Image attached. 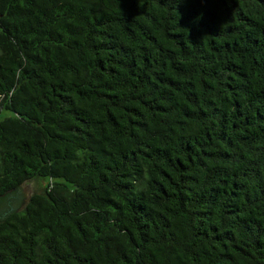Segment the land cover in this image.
<instances>
[{
	"label": "trees",
	"instance_id": "1",
	"mask_svg": "<svg viewBox=\"0 0 264 264\" xmlns=\"http://www.w3.org/2000/svg\"><path fill=\"white\" fill-rule=\"evenodd\" d=\"M0 264H264V0H0Z\"/></svg>",
	"mask_w": 264,
	"mask_h": 264
},
{
	"label": "water",
	"instance_id": "2",
	"mask_svg": "<svg viewBox=\"0 0 264 264\" xmlns=\"http://www.w3.org/2000/svg\"><path fill=\"white\" fill-rule=\"evenodd\" d=\"M31 197V192L24 185L0 196V223L10 220L17 212H22Z\"/></svg>",
	"mask_w": 264,
	"mask_h": 264
},
{
	"label": "rangeland",
	"instance_id": "3",
	"mask_svg": "<svg viewBox=\"0 0 264 264\" xmlns=\"http://www.w3.org/2000/svg\"><path fill=\"white\" fill-rule=\"evenodd\" d=\"M11 116L10 112L3 111L0 113V121H2L5 117ZM47 183L45 181L36 180L28 182L24 185V187L31 192V196L36 193H41L46 187Z\"/></svg>",
	"mask_w": 264,
	"mask_h": 264
}]
</instances>
